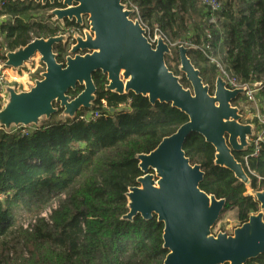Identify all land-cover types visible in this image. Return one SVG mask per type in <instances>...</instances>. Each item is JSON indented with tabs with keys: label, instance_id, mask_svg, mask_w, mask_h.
<instances>
[{
	"label": "trees",
	"instance_id": "16d2710c",
	"mask_svg": "<svg viewBox=\"0 0 264 264\" xmlns=\"http://www.w3.org/2000/svg\"><path fill=\"white\" fill-rule=\"evenodd\" d=\"M0 1L3 58L36 38L58 34L57 26L45 22L52 17L43 14L63 7L61 3ZM220 1L223 9L211 23L201 0H128L137 8L132 18H140L152 32L157 28L172 43L195 45L189 47V57L212 93L222 74L218 63L241 84H260L256 99L264 118V0ZM64 45L54 48L58 62L65 61ZM174 49L166 63L182 76L184 87H191L170 64L180 61L178 46ZM216 56L219 62L212 61ZM93 80L97 92L91 109L75 117H62L60 109L39 126L0 128V264L164 263L168 250L163 223L156 216L124 220L127 193L143 175L137 155L153 151L189 118L171 104L107 91V76L100 71ZM83 89L78 85L68 94L75 98ZM255 114L253 110L252 118L243 119L258 131L261 123ZM254 150L251 145L246 152H234L251 179L247 186L229 169L215 165L216 149L201 135L193 133L185 141L186 156L205 172L201 189L227 201L219 221L234 211L241 225L260 211L254 193L264 190V141L256 155ZM246 264H264V254Z\"/></svg>",
	"mask_w": 264,
	"mask_h": 264
},
{
	"label": "water",
	"instance_id": "95a60500",
	"mask_svg": "<svg viewBox=\"0 0 264 264\" xmlns=\"http://www.w3.org/2000/svg\"><path fill=\"white\" fill-rule=\"evenodd\" d=\"M25 1V0H12ZM42 4L61 3L49 12L58 22L75 21L83 25L88 17L90 29L78 33L36 38L26 46L6 53V67L23 69L36 56L44 64L41 78L28 89L6 87L7 102L0 110V128L39 126L44 119L62 109L61 116L75 117L82 109H91L97 87L95 72L107 76L106 90L119 95L134 93L147 97L152 104L167 103L186 113L189 120L175 133L162 139L150 153L137 155L143 175L138 185L127 193L129 212L124 220L141 215L154 216L163 223L164 248L168 254L163 264H246L264 254V190L254 196L260 211L233 230L213 229L226 206L201 189L205 172L192 164L184 151L187 137L201 135L216 149L215 165L232 171L247 186L251 179L234 152H246L255 136L252 123H244L240 107L233 103L246 88L230 89L225 79L216 78L213 93L201 71L189 57V47L179 46V70L191 87H184L166 63L172 48L160 35L150 42L134 10L123 0H31ZM74 41L64 62H58L56 45ZM84 89L75 98L68 93L77 86ZM57 104V106H56Z\"/></svg>",
	"mask_w": 264,
	"mask_h": 264
},
{
	"label": "built area",
	"instance_id": "2783aa9c",
	"mask_svg": "<svg viewBox=\"0 0 264 264\" xmlns=\"http://www.w3.org/2000/svg\"><path fill=\"white\" fill-rule=\"evenodd\" d=\"M123 2H124V0H123ZM201 2L209 10L210 22L216 23L218 14L223 9V3L220 0H201ZM127 3H129L128 0H127ZM129 4L132 6V8L134 9V12H135V10H137V8L133 4H131V3H129ZM1 5H2V2L0 1V6ZM138 19L140 20V18H138ZM56 24H59V22L56 21ZM142 25L146 29V35H147L148 39L153 44H156L158 37L160 35H162L165 38L166 42L170 45L171 48L176 47V46L179 47L181 45L186 46V47L195 46V45L189 44L187 41H177L175 43H172L157 28L152 32V30H150V28L144 26L143 23H142ZM62 33H65V32L63 31ZM208 38L211 39L210 34H208ZM206 47L210 48L209 42L207 43ZM211 59H212V61H216L215 58L211 57ZM5 62H6V55H5V58H3L2 53H0V104L2 107L7 102L8 94L6 92V87L8 85L13 86L12 83H10L7 80L6 70L10 69V68L6 67ZM218 65L220 66V70L222 72L221 76L227 82V86L230 89L242 88V87L246 88V92H245L244 96L246 97V100H248V102L252 103L255 107V113H256L255 115L259 118L261 126H260L259 130L255 132V136L251 137L249 140L251 142V145H254L255 150H254L253 155H256L258 153L260 143L264 141V118L260 115L259 104H258L257 99H256V95H257L260 84H258V83H255L254 85L241 84L232 73L225 70V68L222 67L219 63H218ZM19 78L20 77L15 76V80L18 81ZM17 128H20V127H17ZM23 132L27 133V130L23 129Z\"/></svg>",
	"mask_w": 264,
	"mask_h": 264
},
{
	"label": "rangeland",
	"instance_id": "374dc122",
	"mask_svg": "<svg viewBox=\"0 0 264 264\" xmlns=\"http://www.w3.org/2000/svg\"><path fill=\"white\" fill-rule=\"evenodd\" d=\"M125 4H127L128 8L134 10L129 3H125ZM49 12H47L43 15L47 16V14L49 15ZM3 19L4 18H2V20ZM134 19H138V18H134ZM45 22L50 24V25L53 24L57 27L59 25L61 26V22H59V24H56V20L53 17L51 19H45ZM60 33L65 34V33H62L61 29H60V32H58V34H60ZM0 41H1V39H0ZM175 50L176 49H174L173 54L175 53ZM215 60L219 62V59L217 56L215 57ZM31 64H34V67H32ZM42 64L43 63L40 61V56L36 55L32 59L31 62L26 64V66H28V67H27V70H25L24 72H21L22 69H19V70H15L13 68L7 69L6 70L7 80L10 83H12V85L15 86V88H17V90H19V91H20V89H23V87L25 88V90H28L34 84L35 80L39 79L40 74L45 70V66H44V64L43 65ZM170 64L173 68L178 67V69L181 65L180 61H179V63L173 61V62H170ZM15 76L20 77L18 81L15 80ZM179 76H181V75H179ZM243 96H241V97H243ZM237 106L240 108H243L245 110V112H244V115L246 116L245 120L253 117V110L255 111V107L252 103L248 102V100H245L243 98L239 99L237 102ZM29 223H30L29 220L24 221V224H26V225ZM222 226L225 227V229H226L225 232H228V233H233V230L235 229V227L239 226V222L235 216L234 211H228L227 213L224 214L223 218L218 222V224L214 228L213 233L217 234L218 232L222 231L221 230Z\"/></svg>",
	"mask_w": 264,
	"mask_h": 264
},
{
	"label": "flooded vegetation",
	"instance_id": "af4514ba",
	"mask_svg": "<svg viewBox=\"0 0 264 264\" xmlns=\"http://www.w3.org/2000/svg\"><path fill=\"white\" fill-rule=\"evenodd\" d=\"M69 22H74L75 23V21H69ZM58 28H59V32H60V29H61L62 32L64 31L65 34H69L71 36V38H72L74 36V34H76V33H78V34H80L82 36H85V31L89 30L90 26H89V22H88V17L85 16L84 20H83V25H79V26L75 25L73 27H69L67 25V23L64 21V22H61V26L59 25ZM72 43H74V41H72V39H70V43L65 44V45L63 44L66 47L65 59L69 55V49H70V46H71ZM40 76H41V74H40Z\"/></svg>",
	"mask_w": 264,
	"mask_h": 264
}]
</instances>
